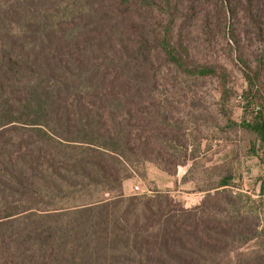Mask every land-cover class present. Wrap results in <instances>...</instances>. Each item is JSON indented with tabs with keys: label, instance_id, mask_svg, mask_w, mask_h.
<instances>
[{
	"label": "trees",
	"instance_id": "16d2710c",
	"mask_svg": "<svg viewBox=\"0 0 264 264\" xmlns=\"http://www.w3.org/2000/svg\"><path fill=\"white\" fill-rule=\"evenodd\" d=\"M198 1L183 13L181 0H73L63 13L56 0H0V264H264V200L232 176L193 208L123 190L147 163L173 174L198 158L157 100L165 76L184 90L179 112L200 111L201 81H217L218 112L233 96L229 69L195 57L184 34ZM220 7L264 42V0ZM240 61L257 114L242 127L264 145V60Z\"/></svg>",
	"mask_w": 264,
	"mask_h": 264
},
{
	"label": "rangeland",
	"instance_id": "374dc122",
	"mask_svg": "<svg viewBox=\"0 0 264 264\" xmlns=\"http://www.w3.org/2000/svg\"><path fill=\"white\" fill-rule=\"evenodd\" d=\"M181 1L183 9L186 0ZM56 2L64 9V13L73 0ZM198 6V19L184 30V34L189 37L195 57L202 62L222 63L229 69L233 96L223 104V112H218L217 81H201L198 83L197 99L200 111L190 112L187 109L186 112H179L184 108L181 104L184 90L173 82L171 75L165 76L160 82L157 100L167 106L166 109L173 116L184 121L187 138L181 139V142L198 148V158L186 166H180L173 174L147 163L140 171L146 179L141 180L135 176L126 181L123 185L124 193L126 196L169 193L171 198L185 208H193L200 205L206 196L199 189L206 188L210 182H216L220 176H232V185L239 188L234 190H240L255 200H264V145L256 134L242 127L243 123L252 121L257 114L251 109L246 111L247 102L243 93L247 84L240 61L242 59L255 68L259 60H264L263 39L243 13L232 19L226 16L225 20L220 0H199ZM182 11L185 13L184 9ZM155 18L163 26L168 21V16L163 13H155ZM181 21H178V26ZM231 31H236L238 45L231 41ZM146 107V112L151 110L149 104ZM259 206L262 207V203ZM255 245L250 243L244 250L253 249Z\"/></svg>",
	"mask_w": 264,
	"mask_h": 264
},
{
	"label": "built area",
	"instance_id": "2783aa9c",
	"mask_svg": "<svg viewBox=\"0 0 264 264\" xmlns=\"http://www.w3.org/2000/svg\"><path fill=\"white\" fill-rule=\"evenodd\" d=\"M136 189H137V190H139V188H138V187H137Z\"/></svg>",
	"mask_w": 264,
	"mask_h": 264
}]
</instances>
